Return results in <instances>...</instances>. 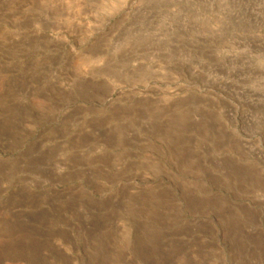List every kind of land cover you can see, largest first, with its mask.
<instances>
[{
  "label": "rangeland",
  "instance_id": "rangeland-1",
  "mask_svg": "<svg viewBox=\"0 0 264 264\" xmlns=\"http://www.w3.org/2000/svg\"><path fill=\"white\" fill-rule=\"evenodd\" d=\"M0 264H264V0H0Z\"/></svg>",
  "mask_w": 264,
  "mask_h": 264
}]
</instances>
